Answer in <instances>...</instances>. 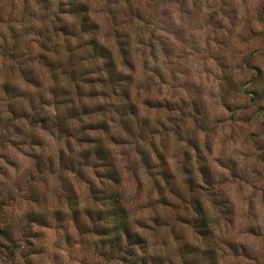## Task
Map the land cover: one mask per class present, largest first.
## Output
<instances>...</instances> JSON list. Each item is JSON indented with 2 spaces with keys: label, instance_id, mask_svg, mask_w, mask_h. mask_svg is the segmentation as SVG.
Wrapping results in <instances>:
<instances>
[{
  "label": "rangeland",
  "instance_id": "374dc122",
  "mask_svg": "<svg viewBox=\"0 0 264 264\" xmlns=\"http://www.w3.org/2000/svg\"><path fill=\"white\" fill-rule=\"evenodd\" d=\"M85 18L129 79L124 109L112 86L88 91L61 72L76 50L77 76L99 77L90 48L58 30ZM256 71L264 79V0H0V227L17 244L0 235V264L123 263L86 214L114 188L98 177L96 139L122 174L145 261L192 264V244L205 247L189 224L196 206L210 213L218 264H264Z\"/></svg>",
  "mask_w": 264,
  "mask_h": 264
},
{
  "label": "trees",
  "instance_id": "16d2710c",
  "mask_svg": "<svg viewBox=\"0 0 264 264\" xmlns=\"http://www.w3.org/2000/svg\"><path fill=\"white\" fill-rule=\"evenodd\" d=\"M69 5L71 9H69L70 11H68V13L77 12L78 14V12L82 11V9L76 6L73 2L69 3ZM81 5L84 6L83 4ZM84 12L85 13L83 14V16H86L87 9H84ZM80 22V24H76V26L80 30H76L73 27L71 31H69L67 25L60 27L58 30L60 31L61 35L65 34V36H74L77 39L82 40V44L79 45L80 47L90 48L91 54H88L91 60L93 59V64L97 66L96 71L98 72L99 77L97 79H94L93 81L92 79L88 78V76L86 75L87 73L81 74L79 75V77L77 76V70H79L81 67H79L80 64L78 62L76 63L73 61V59H75L73 58L74 53L77 55L76 50L72 51V53H70V55L64 60L65 63L60 64L62 74L66 76L67 79H76V81L85 82L87 84L86 86L88 91L91 89L96 90L99 84H102V87L104 85L112 86V92H115V95H117L119 99V102H117L118 105L125 103L122 108H126V103L130 99L128 91L126 89V85L129 79H124L123 75L121 74L122 71H119V69L117 68L112 54L98 43L96 34H89L86 29L88 19H81ZM44 36L46 35L44 34ZM86 41L87 43H85ZM17 42L18 43L14 42V45H12L13 50L8 53L9 55L12 54V52L15 55V51L19 49V40ZM120 49L123 55H127V52H123V50H126L125 47H120ZM79 61L83 60L79 59ZM258 73L259 71H256L254 78L256 80L252 83L250 100L252 103H258L261 112L264 108L262 107V101L264 99V79H262L261 75H258ZM52 75L54 76L55 73ZM30 83L33 84L32 81H30ZM117 86L118 89L116 90ZM91 97H94L96 99L95 94L92 93H87L85 95L82 93V95H79V98L77 99H79V101L80 99L87 101L90 100ZM69 100L70 102H74L72 99ZM28 105L29 104L26 103L19 104L20 107L17 112H21L23 108L27 107ZM96 108L93 109L92 112H96V115H101V108ZM10 111L17 113L14 108H11ZM22 117L27 118L28 113H22ZM0 121L3 120L0 119ZM34 122H41V120L38 121V119H36ZM100 126L101 125L97 124L96 129H99ZM113 136L114 134L112 135V137ZM96 146L97 147L94 150V160L95 162L100 161L101 163H103L102 165H100V168L103 170V172H105L104 174H99L98 177H104L108 182H110V184L114 186V188L107 189L108 197L104 198V201L100 203V207L90 208L86 211L87 217H94L96 221H103V224L93 225L91 231H93L95 234H100L103 237H113L115 243L114 247L116 248L115 251H117L121 256L120 259L123 261L122 264H160L153 260L145 261L141 252H139V249H141L146 243V238H144L143 235L134 228L130 220L128 210L122 202V193L121 190H119L122 174L120 173V170L118 169L114 160L109 159V151L104 148L101 141L96 139ZM194 208L195 209L193 210L189 224L194 227L196 233L201 235L203 243L205 242V247H200L196 243L195 245L192 244L193 250L195 252L201 251V254L198 255L194 260L189 257V260L192 264H218V260L216 258L217 242H212L211 246H209L207 242L210 241V238L208 237H211V230L213 227V223L211 224V221H209L210 213L202 207L199 208L195 206ZM73 212L76 215H78L77 213H79L76 211V209ZM0 235L4 239L12 243V246L14 248L17 247V244L13 241L12 235L7 227H0ZM164 264H172V262L167 261Z\"/></svg>",
  "mask_w": 264,
  "mask_h": 264
}]
</instances>
